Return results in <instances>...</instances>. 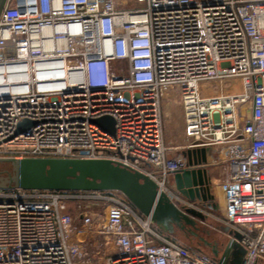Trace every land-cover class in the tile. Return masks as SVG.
I'll return each mask as SVG.
<instances>
[{
  "label": "built area",
  "instance_id": "1",
  "mask_svg": "<svg viewBox=\"0 0 264 264\" xmlns=\"http://www.w3.org/2000/svg\"><path fill=\"white\" fill-rule=\"evenodd\" d=\"M165 102L180 106L182 149L224 154V203L215 191L210 202L240 235L242 264H264V0H6L0 159L108 160L208 215L173 182L207 165L169 156ZM105 116L113 134L94 122ZM87 240L99 241L97 264H219L118 191L0 188V264H94Z\"/></svg>",
  "mask_w": 264,
  "mask_h": 264
},
{
  "label": "water",
  "instance_id": "2",
  "mask_svg": "<svg viewBox=\"0 0 264 264\" xmlns=\"http://www.w3.org/2000/svg\"><path fill=\"white\" fill-rule=\"evenodd\" d=\"M109 134L114 133V120L105 116L94 121ZM23 121L17 133L32 126ZM213 153L211 148L186 149L181 156L189 164L207 165V157ZM8 169L0 171V188H19L23 190L56 191H118L143 215L172 230L188 226L196 229L197 221H204L206 215L193 208L179 209L168 197L159 193L156 184L147 176L130 171L108 160L99 159H0ZM179 193L190 201H200L203 207L210 208L213 199L211 180L206 168L183 170L173 176ZM227 242L219 254L212 246L213 258L219 264H242L245 249L239 244L240 235L226 228ZM253 264H256L254 262Z\"/></svg>",
  "mask_w": 264,
  "mask_h": 264
},
{
  "label": "rangeland",
  "instance_id": "3",
  "mask_svg": "<svg viewBox=\"0 0 264 264\" xmlns=\"http://www.w3.org/2000/svg\"><path fill=\"white\" fill-rule=\"evenodd\" d=\"M210 92H208L209 94ZM211 95V93H210ZM163 138L166 147L169 148V156H177L181 154L183 145L189 143V138H187L183 131V122L180 111V106L177 103L168 104L165 102L163 104ZM220 155V156H218ZM224 154L219 151H214L209 158L210 161L207 162L206 170L211 172V176L214 183H218V178L221 174L219 161L222 160ZM8 169L7 164L0 163V171ZM217 179V180H216ZM216 183V184H217ZM213 185V183L211 184ZM214 189V188H213ZM214 191V190H213ZM205 212L208 214L204 221H197L196 229L184 226L181 229L173 227L172 230L164 228L161 225L154 223L155 228L164 235H169L177 239L179 242L190 246L203 254L213 257L212 246H216L219 254L227 242V234L221 230V223L217 220V215L219 213L217 207L212 205L210 208L204 207ZM95 212L99 214V219L103 217V210L99 208L95 209ZM77 231L83 232L82 227H78ZM74 239L77 241H83L85 239L84 234L75 233ZM99 241H89L87 240L84 251L87 253L86 259L89 262L97 264V260L101 257V247L99 248ZM85 259V260H86Z\"/></svg>",
  "mask_w": 264,
  "mask_h": 264
},
{
  "label": "bare ground",
  "instance_id": "4",
  "mask_svg": "<svg viewBox=\"0 0 264 264\" xmlns=\"http://www.w3.org/2000/svg\"><path fill=\"white\" fill-rule=\"evenodd\" d=\"M210 95V94H208ZM208 161H210V159L208 158ZM214 191L215 193H217V195H219L220 199H221V202L224 203V200H223V197H222V191H221V188L220 186L217 184V185H214Z\"/></svg>",
  "mask_w": 264,
  "mask_h": 264
},
{
  "label": "crops",
  "instance_id": "5",
  "mask_svg": "<svg viewBox=\"0 0 264 264\" xmlns=\"http://www.w3.org/2000/svg\"><path fill=\"white\" fill-rule=\"evenodd\" d=\"M178 155H181V154H178ZM178 155H177V156H178ZM210 157H211V156L207 157V160H208V158H210ZM208 162H209V161H208ZM207 174H208L209 177H211V178L213 179V176H211V172L207 171ZM216 180H217V179H216ZM220 181H221V177L219 176V178H218V183H217V182H216V183L219 185V182H220ZM212 183H213V185H211V193H214V191H213V190H214V189H213L214 187H213V186H214V185H217V184L214 183L213 180H211V184H212ZM210 203H211V202H210Z\"/></svg>",
  "mask_w": 264,
  "mask_h": 264
},
{
  "label": "flooded vegetation",
  "instance_id": "6",
  "mask_svg": "<svg viewBox=\"0 0 264 264\" xmlns=\"http://www.w3.org/2000/svg\"><path fill=\"white\" fill-rule=\"evenodd\" d=\"M5 2H6V0H0V14L2 12L4 5H5Z\"/></svg>",
  "mask_w": 264,
  "mask_h": 264
}]
</instances>
